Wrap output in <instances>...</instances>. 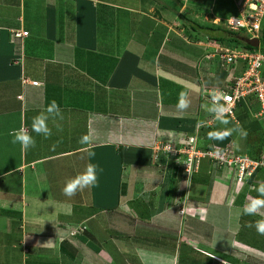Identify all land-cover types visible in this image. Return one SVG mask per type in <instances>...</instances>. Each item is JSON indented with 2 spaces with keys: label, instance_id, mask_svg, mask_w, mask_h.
<instances>
[{
  "label": "crops",
  "instance_id": "crops-1",
  "mask_svg": "<svg viewBox=\"0 0 264 264\" xmlns=\"http://www.w3.org/2000/svg\"><path fill=\"white\" fill-rule=\"evenodd\" d=\"M198 1L0 0V264H82L91 259L139 264L141 255L152 259L150 264H177L184 238L198 252L210 251L195 246L192 220L198 216L213 222L220 236L214 246L225 254L232 250L240 260L248 247L237 242L238 227L216 217L225 214V198L207 206L189 202L181 213L174 199V204L168 201L175 198L171 186L156 193L165 155L175 157L164 143L184 146L190 136L207 133L212 114L205 106L211 101L202 91L228 82L227 72L214 69L217 60L206 58L218 45L207 35L206 40L191 39L186 31V21H194L188 8ZM209 11L201 12L213 21L230 16L219 15L215 7L213 15ZM135 27L143 42L131 41ZM17 30L29 33L18 36ZM194 46L204 55H191ZM219 72L223 82L214 83ZM195 76L204 82L196 84ZM182 92L191 101L186 111L178 108ZM53 100L63 118L48 121L52 135L44 138L32 132V121ZM21 126L35 138V147L22 151L12 142L10 132ZM89 132L93 143L81 144ZM89 151L95 154L91 159ZM89 163L98 165L97 185L65 196V182ZM175 163L168 167L170 182ZM207 163L195 174L196 182L208 177ZM219 175L216 184L230 180L227 172ZM177 178L183 185L185 178ZM84 193L92 199L90 205L81 204ZM133 193L153 200L150 220L131 208L123 210ZM151 229L158 232L146 235ZM147 236H157L162 246L148 248L143 243ZM242 252L245 259L248 253ZM149 253L164 256L151 258Z\"/></svg>",
  "mask_w": 264,
  "mask_h": 264
},
{
  "label": "rangeland",
  "instance_id": "rangeland-1",
  "mask_svg": "<svg viewBox=\"0 0 264 264\" xmlns=\"http://www.w3.org/2000/svg\"><path fill=\"white\" fill-rule=\"evenodd\" d=\"M240 1L241 0H200V1L197 2L198 6L197 7L195 6L192 9L195 13H192L191 12L192 11L191 8L189 7L188 8V14H189L190 18H192V20H195V22H199V23H202V24H206V23L218 24L224 30H227L229 28L226 25V21L225 20L216 19L215 21H213L212 18L207 19L206 17H204L205 14L203 12H201V11H204L205 9H208V10H211V11H209V13H210V12H212V10H214V7L219 3L217 9L221 8L220 5L222 7H224V8H221V11L224 12L223 14H226L229 11H231L232 12L231 15L239 16L238 10H240L239 7L241 8V5H242V4L240 5ZM211 6H212V8H211ZM217 13H218V11H217ZM211 14L213 15V12ZM186 24H187L186 31L189 32L190 34H192V38L191 39H205V40L207 39V38H205L206 35H203V34L197 32L196 29L192 28L190 22L186 21ZM169 25L173 26L175 24L174 23L172 24V22L171 23L169 22ZM182 26L183 25H181V27ZM183 28H185V27H183ZM183 31H184V29H183ZM132 34H133V36L131 37V41L134 40V38H135V42H143L142 41V37H141L142 34L139 33L138 31H136V27H135V32L132 33ZM210 42L212 43V41H210ZM216 47L217 46H214V48H216ZM218 47H220V45H218ZM135 51L136 52L138 51V46L135 47ZM189 52L191 53V55H193L195 57H198L199 55L202 56L205 53L204 50L203 49L201 50L198 46H194V49L190 50ZM209 52H211V49H209L206 52V53H208L206 55V58L209 59V60H212V61L213 60H217L216 59L217 57H215L214 55L212 57H210V54H212L213 51L211 53H209ZM217 62H218V60H217ZM218 64H219V62L217 63V65H214V69H216L218 71H221V72L222 71L227 72L229 78L233 74H235L237 72H240V71L242 72V71H244L246 69V65L242 64V63H239V65H235L234 69L232 67L233 65L224 67V70L220 69ZM221 72L215 73L216 75L214 76V81H215V82L213 81L214 83H219L220 84L221 82H223V80L220 81V78H217V75H219ZM227 74L225 73L224 78L227 77ZM197 76L193 77V80L195 81L196 84L204 82V80H201ZM227 83H229V84H227ZM232 84H233V82H231V81L230 82L224 81V84L222 83V85H225V87H230V88L232 87ZM207 88H208V86H205V88L203 89L202 93L204 94L203 97L206 98L207 100H209L210 97H211V94L208 93L209 90ZM95 90H99L98 87H95ZM238 107L240 108L239 109L240 112H238V114L240 116H238L237 112L235 111V116L234 117H232L230 115H226L225 118L229 121V123L227 125H224V124L220 123L216 119H215V121H213V125H212L214 127V129H215L214 133L222 132L226 128H233V129H236V131H233L232 135L227 136L226 138H223V139H212L211 138V141H212V143L215 146H220V147L223 146L224 148H227L226 145H233V146L238 147L240 151L246 152L248 147L250 146V144L247 141V135H246V137L242 136V135H240V132L244 131L247 134H250L251 133L250 131H254V130L256 131V129H258V130L261 129V130L264 131V119L255 116V112H254V114L252 113L253 111L250 110L251 107L253 109H256V106H253L252 103H250L249 105L238 104ZM248 111L251 113V115H252L251 117L250 116H246V113ZM209 122H208V124L211 125ZM204 127H205V125L202 126L201 129H203ZM206 128H208V127H206ZM202 153H203L202 151L196 152V156H199V155L201 156ZM247 153H250V152H247ZM171 157H173V156L166 157V155H165L166 164H164V163L161 164L163 166L162 167L163 168L162 171L159 168V172H160L159 173V179H163V180H162V182H160L161 180L157 181V183L160 182V188L156 190V193H159L161 191V189H162V192L165 193L166 191H168V187L171 186L170 184H172V182L168 181V178H167L168 174H169L168 167L171 164L174 165V163H172L173 159H175V161L177 162V160H176L177 156H175L173 159L170 160ZM209 167H210L209 171H211V173H210L209 177L204 180L205 184H202L201 186L198 185V186L195 187V186L191 185L192 179H190L188 177H186V179L184 180L186 185L185 184L182 185L183 181L181 183H179V182L175 183V181L178 179L177 176H175L176 178L174 180V183L176 184V186H175L176 190H174V192H173V190H172V192H170L171 196H173L175 198H171L170 197L168 201L172 203V201L174 199V201L176 202L177 199H178V195L181 194V192H183V193L185 192L186 193V191H188V190H189V195L192 198L196 197V196H198L200 198L204 197L203 199H205V200L204 201L201 200L204 206L209 205L208 203H214V201H216L217 199L224 200V198H225V200H224L225 202L224 203H226V207L224 208V211H225L224 216L222 217V215H216L217 218H220L219 219V220H221L220 223H225V221H227V218H228V220L230 222H232V223L234 222L235 223L234 224L235 227H238V229H237L238 232L240 230H242L241 231V233H242L241 235L243 236L244 240L245 239L256 240L258 242V244L264 246V235L259 234L257 232L256 228H253V227L251 228V227H249L246 224V223H249L250 221H245V220L242 221V219H241L242 218V214H243V211H242L243 208H241V206L238 205L239 202L237 201L238 200L237 197H238V195L241 196L240 193H242L243 190L246 189V187L248 185L247 183L249 182V180L248 181H239V180L233 178L228 183L216 184V181L219 179L218 178V173L213 169V164H210ZM137 184H140V182L139 183L138 182L135 183V185H137ZM164 184H166V185L164 186ZM177 184H178V186H177ZM210 185H212V186H210ZM157 186L159 187V185H157ZM193 187H194L195 190L192 189ZM197 188H198V191L200 193V194L198 193L199 195L196 194ZM177 189L179 190V192H178ZM169 190H170V187H169ZM222 194L223 195L225 194V195L222 196ZM128 195L129 194H127V196ZM163 195H165V194H163ZM130 196L132 197V199H130L127 203L125 202L126 204H125V207L123 206V210H125L126 208L127 209H129V208L132 209V205L131 204H133L134 200L137 199V198L134 197V196H136L135 193H133V195H130ZM151 196H154V194L152 193ZM185 198H187V197H185ZM248 199H250L249 195H247L246 201ZM91 200L92 199H90V198H85V193H84L83 197L81 198V204L90 205L92 203ZM157 200H160V197H158ZM185 200H184L183 204L179 203V207L178 208L181 210L180 211L181 213H182V210L185 209V207H182L185 204V202L187 201V204L189 203L188 200H186V201ZM174 201H173V204H174ZM134 205L136 206V204H134ZM210 208L212 209V211L210 212V217L213 218V217H215V213L213 212V208L212 207H210ZM227 210L229 211L230 216H227V213H226ZM130 212H132V211H129V213ZM205 219H206V217H205ZM134 220H137V219H134ZM192 221H194V231L196 232L195 236H194L196 238V241H197L195 246H197L198 248L199 247L200 248L205 247L207 250H210V251H208L209 253L205 252L206 254L205 253H201L200 250H199V252L198 251L193 252L192 253V256H194L193 258H189V255L184 254V256H182V259H180V260H178L179 259V255H178V252H177V257H178L177 258V264H198V262H199V264H216L215 263L216 261L215 260H210V258L208 256H213V258H215L216 260H218L220 262H223V260H224V261H226V262H223L224 264H229V261L225 260L226 258H224L222 256L225 253H222L219 249H217L214 246V244H217L219 242L220 236L218 237L217 232L214 231V226L212 225L213 222L210 221V220H208L206 222V220L202 219V217H200V216L195 217V218L193 217ZM96 223H97L96 221H92L91 225H95ZM85 224L89 225L88 221L85 220L84 225ZM84 225L81 228H85L86 226H84ZM205 226H206V228H209L208 231L206 229H204ZM76 231H79V230H76ZM96 232L98 234V238L104 239L103 237H101L102 235L100 234L99 231H95V233ZM152 232H158V231L151 229V231H147L145 234L146 235L154 234ZM160 233H163V231H161ZM224 238L225 237H223L222 240H224ZM147 239H148V245L147 244L146 245L149 246L148 248H150V249H154L155 247H160L163 244L162 241H155V240H158L157 236H147ZM239 239H242V238H239ZM239 239L236 238L237 241H239ZM183 241H189V239L185 238V239H183ZM165 244L172 245V241L171 240H167L165 242ZM167 247L173 248L172 246H166V248ZM242 251H244L245 253L250 254L249 250L246 249V248H244V250L242 249ZM242 251H241L240 259L243 258L242 257V253H243ZM152 252H156V251H152ZM133 255H134V257L139 258L138 257L139 255L137 253L134 252ZM229 255L233 256L232 250H231ZM251 255L252 256H257L255 253L250 254L248 256L249 258L247 259L248 264H264V259H262L261 257H256L254 259H251ZM148 256H151V258L163 257L164 254H158V253L151 254V253H149ZM131 257H132L133 260L135 259L133 256H131ZM221 257H223L224 259L221 258ZM141 258L142 259L138 260V262L141 261L139 264H150L149 261H153L152 259L146 257L145 255H141ZM91 260L92 261H87L86 263L83 262L82 264H101L95 259H91ZM196 260H197V262H196ZM79 264H81V262Z\"/></svg>",
  "mask_w": 264,
  "mask_h": 264
},
{
  "label": "trees",
  "instance_id": "trees-1",
  "mask_svg": "<svg viewBox=\"0 0 264 264\" xmlns=\"http://www.w3.org/2000/svg\"><path fill=\"white\" fill-rule=\"evenodd\" d=\"M218 5H219V3L215 6V8H216V11H218V14L220 13L219 15L226 17V16H229L232 14L231 11H229L226 14H223L224 12L221 11V8H224V7H222L220 5L221 8L217 9ZM191 26H192V28L196 29L197 32H199L203 35H207L208 39L210 41H212V43L214 45L217 44L220 46H228V47H232V48H243V49L250 50V51H261L264 53V26H263V29L261 30V34H260V46L259 47H253L249 43L246 42V39L249 38V35L244 30H232V29L224 30L218 24H209V23L202 24L199 22H195V20L192 22ZM219 67H220V69H223L220 65H219ZM239 73L237 72V74H239ZM227 84H229V83H227ZM253 101H254V99L250 98L244 102H241L240 104L249 105L250 103H253ZM252 105L256 106V104H252ZM239 109L240 108L237 106L236 112H237L238 116H240L238 114V112H240ZM250 110H252L253 111L252 113L254 114V112H256L258 110V107L256 106V109H253L251 107ZM246 116L251 117L252 115L248 111L246 113ZM205 131H207V133H205V132H204V134L201 133L199 136V144H198L197 148L202 149L203 151H211V150L215 151L217 149H221V150L226 149L223 146H221V147L215 146L212 143L211 138H209V133H214V131H215L214 127L209 126ZM250 132H251L250 134H247V141L249 142L250 146L248 145L249 147H248L246 152L240 151L238 147L233 146V145H230L229 148L233 149V151L235 152L234 154H236V155L244 156V155L248 154L250 157H252L254 159H261L264 157V131L261 129L260 130L256 129V131L254 130V131H250ZM203 137L205 139L202 140ZM183 145L189 147L190 143L186 142V144H183ZM226 146H229V145H226ZM178 147H180V146H178ZM247 152H250V153H247ZM181 155L183 156L184 159H187V154H181ZM204 162H206V163L208 162L207 164H209V165L213 164V169L218 173V178L220 176L219 172L220 173L227 172L228 177H230V180H232L233 178H235V176L237 174V170L239 169V166L236 167V165H229L227 163L222 164L221 161H219L218 159H214L210 156H205L201 159V163L199 165V171L203 167ZM173 168H174V172L172 174V179H171L172 184H171L170 189L173 190V192H174V190H176V188H175L176 184L175 183L180 182V179H179L178 181L176 180L174 183V180L176 178L175 176H177V174H179V176L182 175V177H184V176H186V174H185L184 167L177 165L176 163H175V167H173ZM199 171L194 170V174L192 177L191 185H193L195 187L198 186L196 184H199V183L205 184L204 180L207 179L211 173V171L209 173H206L207 174L206 176H208L207 178H205L201 182H196V180H194L196 177L195 174ZM231 177H232V179H231ZM249 183L250 184L247 185L246 189L243 190L242 193H240L241 196L238 195V197H237V199H238L237 201L239 202L238 205H240L241 208H243V205L247 202L246 201L247 195H249L250 198L256 197L258 195V193L254 190V188L259 186V184L264 183V169L259 168L254 173V175L251 178H249ZM184 184L186 185L185 182H184ZM177 186H178V184H177ZM210 186H212V185H210ZM192 189H194V187ZM178 192H179V190H178ZM185 197H187V198H185ZM185 199L188 200V202H193V201H197V200L199 202H202L201 200H203V201L205 200V199H201V198L193 199L189 195V190H188V191H186V193L181 192V194L178 195V199L176 201L177 205H179V203L183 204ZM134 204H136V206ZM208 204H210V203H208ZM131 205H132V210H136L138 212L137 216H139L140 218H142L144 220H150V218L153 216V211H154L153 205L154 204H153L152 200L146 202L142 197H138L137 199L134 200L133 204H131ZM130 214H131V212H130ZM261 218L262 217H260V216H249V215L242 214L241 219H242V221L243 220L250 221L249 223H246V224L247 225L252 224L253 225L252 227L255 228V226H254L255 222ZM241 231L242 230L237 232L236 238H238V239L242 238V239H239V241H237V242H239V243L243 242L246 245V247H248L247 249L249 250L250 254L255 253L257 255V256L251 255V259H254L256 257H261L262 259H264V253H263L264 252V246L258 244V242L256 240H250V239L244 240L243 236L241 235L242 234ZM155 241H161V240H155ZM145 242H148V239L143 241L144 244H146ZM196 249L188 241H182V243L178 247L179 260L182 259V256H184V254L189 255V258H193L194 256H192V253L198 251ZM257 250H262L263 252L260 254H257L256 253ZM250 254L246 255L247 258L245 257V259H240V260H239V258H236L234 256H230L229 254H223L222 256L224 258H226L225 260H228L230 263H233V264H248L247 259L249 258L248 256ZM208 257L210 258V260H215L216 264H224L223 262H220V261L216 260L215 258H213V256H208ZM223 257H221V258H223ZM196 262H197V260H196ZM198 264H199V262H198Z\"/></svg>",
  "mask_w": 264,
  "mask_h": 264
},
{
  "label": "built area",
  "instance_id": "built-area-1",
  "mask_svg": "<svg viewBox=\"0 0 264 264\" xmlns=\"http://www.w3.org/2000/svg\"><path fill=\"white\" fill-rule=\"evenodd\" d=\"M242 4V5H241ZM241 8L239 7V16L230 15L226 21V25L232 30H244L249 37H259L261 30L264 26V0H242L240 2ZM231 21V22H230ZM28 31L17 32L18 36L28 35ZM214 53H213V52ZM212 54L217 57L219 65L224 67L232 66L239 63L245 64L246 69L240 71L239 74L235 73L230 78L228 76V82H233L232 87L220 86L208 91L212 94L214 90H219L226 96L232 97L231 105L229 106L223 99L220 100L221 104L226 107H230V111L226 115L232 117L235 116V111L241 102L247 99H254L252 104H256L258 110L255 112V116L264 119V102L261 97L264 96V53L261 51H250L243 48H232L228 46H220L213 48ZM210 52V53H211ZM34 84H38V81H34ZM211 101V97L209 99ZM210 124L215 121V117L209 120ZM192 144L185 149L187 153V165L190 169L193 167L198 168L200 161L205 156H210L214 159H218L221 163H227L229 165L239 166L238 179L244 180L253 171L259 168L264 169V157L261 159H254L248 155H236L233 149L228 146L226 149H217L215 151H203L197 148L195 138H192ZM202 151L201 156H196V152ZM198 154V153H197Z\"/></svg>",
  "mask_w": 264,
  "mask_h": 264
},
{
  "label": "clouds",
  "instance_id": "clouds-1",
  "mask_svg": "<svg viewBox=\"0 0 264 264\" xmlns=\"http://www.w3.org/2000/svg\"><path fill=\"white\" fill-rule=\"evenodd\" d=\"M231 22V21H230ZM20 30L15 31V34L17 35V32ZM23 32V31H22ZM25 36V35H21ZM253 38V37H249ZM259 38V37H258ZM223 99L227 102V104L230 106L232 102V97L226 96L224 93L220 92L219 90H214L211 94V104L206 105V111L212 114L211 118L215 117L216 120H218L220 123L227 125L229 121L225 118L226 114L230 111V107H226L224 104L220 103V100ZM262 102H264V96L261 97ZM191 101L188 98L186 93L180 94V100L178 103V108L181 111H186L190 107ZM57 118L62 119V113L59 107V104L53 100L45 109V111L33 118L32 121V132L36 133L37 135H41L44 138H48L52 135V129L49 127L48 121L52 119L55 121ZM210 118V120H211ZM213 124V123H212ZM211 124V125H212ZM205 125H209L208 122H206ZM203 126V123L198 125V127ZM210 126V125H209ZM59 127V126H57ZM233 131H236V129L233 128H226L222 132H216V133H209V138L212 139H223L227 136L232 135ZM10 135L14 137L13 143H19L21 145V149L27 150L31 147H35L36 140L35 138L28 132L27 129H25L23 126H21L18 130H13L10 132ZM240 135L245 136L247 135L246 132L241 131ZM192 138H195L196 145L199 144V136L192 135L188 138L187 142L190 143V145L193 143ZM203 140V139H202ZM81 144H91L93 143V136L89 132L88 134L83 135L80 138ZM165 146H167V151L173 152L175 156H177V164L184 167L185 174L184 178L186 177L192 179L194 170L199 171L198 168L193 167V169H190L187 165L186 159L183 158L181 154H187L185 152V149L188 148V146H180L176 147L173 144L170 143H164ZM230 146V145H229ZM55 147V146H54ZM228 147V146H227ZM202 150V149H201ZM95 154L91 151L88 152V156L91 159ZM248 155V154H246ZM249 156V155H248ZM180 159V160H179ZM201 163V161H200ZM200 165V164H199ZM98 165L89 163L85 170L81 173H78L75 177L68 179L65 182L63 193L65 196L71 198L74 197L77 192L83 191L86 188H90L92 186H96L98 183ZM100 172L103 171V169H99ZM257 171V170H256ZM256 171H253L249 176H247L246 179L242 181H248L249 178H251ZM235 179H238V170L237 174L235 176ZM240 181V180H239ZM247 184H250L249 182ZM254 190L258 193L256 197H252L247 200V202L243 205V214L249 215V216H260L261 219L257 220L255 222V228L257 232L261 235H264V183L259 184V186L255 187ZM187 202L182 207H185ZM182 213H185V209L182 210ZM249 227H252V224L248 225ZM209 255V254H208Z\"/></svg>",
  "mask_w": 264,
  "mask_h": 264
},
{
  "label": "water",
  "instance_id": "water-1",
  "mask_svg": "<svg viewBox=\"0 0 264 264\" xmlns=\"http://www.w3.org/2000/svg\"><path fill=\"white\" fill-rule=\"evenodd\" d=\"M246 42L249 43L253 47H259L260 46V38H258V37L247 38Z\"/></svg>",
  "mask_w": 264,
  "mask_h": 264
}]
</instances>
